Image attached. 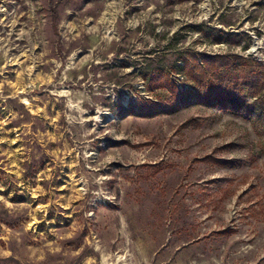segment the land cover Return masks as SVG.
<instances>
[{
    "label": "rangeland",
    "instance_id": "rangeland-1",
    "mask_svg": "<svg viewBox=\"0 0 264 264\" xmlns=\"http://www.w3.org/2000/svg\"><path fill=\"white\" fill-rule=\"evenodd\" d=\"M187 51L264 74V0H0V264H264V89L203 104ZM155 66L190 98L118 115Z\"/></svg>",
    "mask_w": 264,
    "mask_h": 264
},
{
    "label": "trees",
    "instance_id": "trees-1",
    "mask_svg": "<svg viewBox=\"0 0 264 264\" xmlns=\"http://www.w3.org/2000/svg\"><path fill=\"white\" fill-rule=\"evenodd\" d=\"M228 42L230 45H241L244 37L238 34H229L216 37L217 42ZM181 62V65L178 63ZM242 57L197 55L192 52L183 53L175 61L171 72H178L190 82V93L199 102L211 107H220L233 114L251 113L256 110L260 102L257 95L264 89V74L260 71V64L244 65ZM164 67L155 66L143 69L141 72L146 88L153 93L156 99H140L124 106L119 103L118 115H127L133 110L143 116H154L163 111H171L188 100L189 95L182 93L174 82L171 72ZM163 90L167 93L162 96ZM251 90V91H248ZM253 92L251 95H246ZM250 98H255L249 103ZM258 101V102H257ZM219 165H229L225 160L212 159Z\"/></svg>",
    "mask_w": 264,
    "mask_h": 264
}]
</instances>
